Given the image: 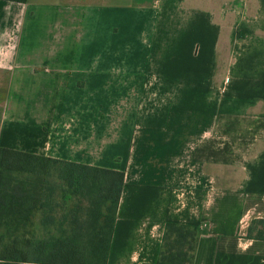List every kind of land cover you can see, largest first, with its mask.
I'll use <instances>...</instances> for the list:
<instances>
[{
    "label": "crops",
    "instance_id": "1",
    "mask_svg": "<svg viewBox=\"0 0 264 264\" xmlns=\"http://www.w3.org/2000/svg\"><path fill=\"white\" fill-rule=\"evenodd\" d=\"M1 148L125 173L107 264H264V0H0Z\"/></svg>",
    "mask_w": 264,
    "mask_h": 264
},
{
    "label": "trees",
    "instance_id": "2",
    "mask_svg": "<svg viewBox=\"0 0 264 264\" xmlns=\"http://www.w3.org/2000/svg\"><path fill=\"white\" fill-rule=\"evenodd\" d=\"M124 185L122 171L1 148L0 264H107ZM253 225L264 239V220ZM203 234L168 223L154 264H194Z\"/></svg>",
    "mask_w": 264,
    "mask_h": 264
},
{
    "label": "rangeland",
    "instance_id": "3",
    "mask_svg": "<svg viewBox=\"0 0 264 264\" xmlns=\"http://www.w3.org/2000/svg\"><path fill=\"white\" fill-rule=\"evenodd\" d=\"M164 54H165V53H164ZM162 55H163V53H160V57H159V58H161ZM215 86H216V89H215L216 91H217V90H221L220 88L222 87V85H215ZM227 87H228V85H226V86L224 87V90H227ZM255 221H257V220H255ZM255 221L252 220V222L250 223V227H252V226H253V227H256V225H253ZM258 228H259V230L264 231V225H261V226H259ZM255 234H257V232H256Z\"/></svg>",
    "mask_w": 264,
    "mask_h": 264
},
{
    "label": "built area",
    "instance_id": "4",
    "mask_svg": "<svg viewBox=\"0 0 264 264\" xmlns=\"http://www.w3.org/2000/svg\"><path fill=\"white\" fill-rule=\"evenodd\" d=\"M243 224H244V225H247V221H244V220H243Z\"/></svg>",
    "mask_w": 264,
    "mask_h": 264
}]
</instances>
